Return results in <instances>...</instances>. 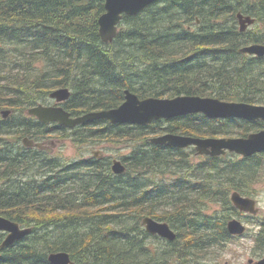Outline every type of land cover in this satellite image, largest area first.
Returning <instances> with one entry per match:
<instances>
[{
  "label": "trees",
  "instance_id": "1",
  "mask_svg": "<svg viewBox=\"0 0 264 264\" xmlns=\"http://www.w3.org/2000/svg\"><path fill=\"white\" fill-rule=\"evenodd\" d=\"M104 11L103 0H0V112L11 111L0 114V215L31 227L0 251V264H51L56 251L75 264H207L215 249L242 238L253 256H264V216L230 200L264 183V152L199 155L149 140L164 132L245 137L263 121L193 113L146 126L96 120L69 129L27 114L51 105L49 93L61 87L70 96L59 105L72 116L117 107L125 89L141 99L199 95L264 105V56L239 51L264 44V0H158L123 14L108 43L97 22ZM238 13L254 26L240 31ZM60 133L78 144L128 145L125 172L114 174L105 156L63 162L22 144ZM145 216L167 222L175 239L147 233ZM232 217L260 227L231 235Z\"/></svg>",
  "mask_w": 264,
  "mask_h": 264
},
{
  "label": "water",
  "instance_id": "2",
  "mask_svg": "<svg viewBox=\"0 0 264 264\" xmlns=\"http://www.w3.org/2000/svg\"><path fill=\"white\" fill-rule=\"evenodd\" d=\"M104 12L98 18L99 35L104 43L113 40L118 32V23L123 14L134 15L141 12L149 4L158 0H103ZM240 31H245L248 26L254 23V18L249 15L237 14ZM240 52L264 56V44L251 43L242 46ZM70 90L66 87L54 89L49 93V98L54 100L56 105L37 104L27 109V114L34 116L43 123L56 122L66 128H73L77 125L96 120H107L112 124H135L146 126L153 121L160 119H172L193 113H201L208 118H238L247 121L264 122V105L251 104L244 101H224L216 97H203L199 95H177L171 98L146 97L139 98L134 92L125 89L124 101L114 108L97 109L72 116L62 108L59 103L67 100ZM11 111L1 110L3 118H7ZM152 143L173 148H187L193 146L199 155L220 156L227 152H233L241 157L264 152V128L249 133L245 137H198L183 135L173 132H164L154 135L149 139ZM22 144L28 148H46L42 142H35L28 137L22 139ZM50 151V149H48ZM100 151H93L92 155H98ZM110 169L114 174H122L126 167L124 163L114 158L111 161ZM233 206L244 213L255 216L258 213L256 200L252 197L241 195L233 191L230 195ZM141 225L147 233L157 235L168 241L176 237L175 231L165 221L156 220L153 217L145 216L141 219ZM226 228L231 235H242L246 226L236 217L230 218ZM0 231L5 232L4 239L0 242V251L15 241H18L31 232V227H22L18 222L0 215ZM48 261L51 264H75L65 251H56L48 254ZM254 259H248L252 263ZM255 264H264V257L255 260Z\"/></svg>",
  "mask_w": 264,
  "mask_h": 264
},
{
  "label": "rangeland",
  "instance_id": "3",
  "mask_svg": "<svg viewBox=\"0 0 264 264\" xmlns=\"http://www.w3.org/2000/svg\"><path fill=\"white\" fill-rule=\"evenodd\" d=\"M253 26L254 25L252 24L248 26V28ZM50 103L52 105L54 101L52 100ZM60 134L61 136L52 135L40 142L46 147L42 150L46 151L51 156L60 158L63 162L89 158L92 156L93 151H100L98 152V155L110 158L111 161L114 158L121 159V156L128 154L129 151L128 145H116L107 142H96L89 145L86 143L78 144L70 139V135L62 137V133ZM232 136L242 137L237 135ZM48 149H50V151ZM253 192L254 193L249 197L256 200V206L258 207V213L256 215H258L260 217L259 220L262 221L264 216V183L255 185ZM236 218L242 221L241 218ZM242 223H244L246 227H251L255 231L260 227L257 222L246 223L242 221ZM250 244L251 241L249 239L242 238L241 240H236L223 250L215 249L205 261L207 264H255V260L264 256H253L250 251ZM250 258L254 259L252 263H248V259Z\"/></svg>",
  "mask_w": 264,
  "mask_h": 264
}]
</instances>
